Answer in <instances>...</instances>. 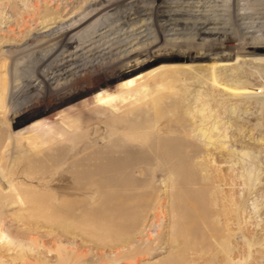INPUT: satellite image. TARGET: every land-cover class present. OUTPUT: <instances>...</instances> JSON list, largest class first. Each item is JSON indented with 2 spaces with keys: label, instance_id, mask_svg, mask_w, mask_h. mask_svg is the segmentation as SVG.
<instances>
[{
  "label": "rangeland",
  "instance_id": "rangeland-1",
  "mask_svg": "<svg viewBox=\"0 0 264 264\" xmlns=\"http://www.w3.org/2000/svg\"><path fill=\"white\" fill-rule=\"evenodd\" d=\"M11 1L0 0V264H264V63L220 54L222 40L149 38L193 31L195 16L118 27L102 18L113 0ZM205 54L218 62L183 63Z\"/></svg>",
  "mask_w": 264,
  "mask_h": 264
},
{
  "label": "bare ground",
  "instance_id": "bare-ground-1",
  "mask_svg": "<svg viewBox=\"0 0 264 264\" xmlns=\"http://www.w3.org/2000/svg\"><path fill=\"white\" fill-rule=\"evenodd\" d=\"M99 1H94L92 3V5L98 4ZM148 1L149 0H113L109 4V7L107 9L102 11V13H103L102 18H108V17L118 18L117 19L118 21H115V22H119V25H117L119 27V26H122L121 22L126 24V23H129V22H131L137 18H140V17L154 16V15H149V12H156L158 15H155V16H157V17H168V18H172L175 16H182V15L183 16H195V17L200 18V23H199V26H195V29L193 31L188 30V29H179V28H175V27L163 26L160 28H154L152 32H156V33H160V34L151 35L149 38L150 39L154 38L155 40H163V42H165V43H163V45L169 46L170 48H175V49H182V48H178V45H176L175 43H172L173 40L177 41V40H180V38H182V40L187 39L186 37L198 38L200 40H204V39L205 40L206 39H208V40H222L223 45L229 44L228 46L231 45L232 47H222V46L219 47L217 45L219 48H216L217 46H215V45L211 46V44H212L211 42L210 43L202 42L201 44L204 45V47L221 49L222 52L220 54L225 55L226 53H232L233 55H230L232 58H234L236 56H245L249 60H255V61H259L261 63H264V51L262 50V48H260L262 46V45L260 46V44H264V41L258 42V39H257V36L260 39V36H259L260 33L258 31L260 29H264V26H263V23H256V24L252 23L254 19H260V18L264 19V0H230L231 2L229 3V5H227L228 10L215 9L216 7L222 6L221 3H223V0H220V1H216V0H176V2H173V0H154V3H152L153 4L152 7L148 6L150 3ZM139 3H142V5H140ZM13 4H14V2H12V1L7 3V7L9 8L8 10L13 11V9H14ZM89 5H91V4H89ZM239 7H241V8L238 9ZM27 9H29V8H27ZM31 10H34V8ZM239 10H241V11L239 12ZM13 12H15V11H13ZM29 12H31V11H29ZM29 12H27V13H29ZM28 15L30 16V18L33 17L31 14H28ZM49 15H50V13H49ZM212 17H219V18L212 19ZM122 18L126 19V22H123ZM24 19L22 21V25L27 24V22L31 21V20L28 21V20H24ZM33 20H34V17H33ZM53 20H55V19L52 18L49 21L51 22ZM177 21L179 22V20H177ZM20 24H21V22H20ZM54 24H56L55 21H54ZM85 24L86 23H84L83 25H85ZM83 25H81V26H83ZM118 27H116L114 29H117ZM101 30H103L102 24L99 26L98 30L94 31L93 33L88 34V35L82 37L81 39H77L75 41H72L70 44L63 46L57 50L62 51L65 48H68V47L74 45L76 42H78V40H84L85 38L89 37L92 34H95V35L98 34V32H100ZM50 31L51 30H49L48 32H50ZM12 32H13V30H12ZM194 32H196V33H194ZM53 33L51 32L49 34V36H51V35L53 36ZM67 33H69V31L65 30V31L61 32V34L59 36L56 35V37H54L53 39L58 40V38H60L61 36L67 35ZM183 37H185V38H183ZM255 39H257V41H255ZM30 40L31 39H26V41H24L22 43V45H27V43ZM164 40H168V41H164ZM167 43H172V45H167ZM242 44H244V45H242ZM41 46L42 45L39 44L36 47L39 48ZM185 48H187V47H185ZM53 52H55V51H53ZM53 52L44 55L43 58L51 55ZM18 54H20L19 51L14 53V55H12V56H16ZM33 54H34V52H33ZM226 55H228V54H226ZM180 56H176V57H180ZM195 56L192 55V57H195ZM198 56L199 55H197V58H199ZM201 56H202V57H200L201 59L196 60V59H192V57H190V56L185 55L184 57L186 59H184L183 63H185V62L196 63L199 61L204 62L205 60H208V62H210L211 64H216L219 60V59H217V56H215V54L214 55L205 54V55H201ZM181 57H183V56H181ZM231 57L228 56V57H223L221 59H223V61H227V60H230ZM77 60L72 61V62H76ZM139 60H141V59L136 58L135 60H133V62L134 63L139 62ZM176 60H179V59H176ZM56 67H59V65L51 68L46 73L48 74L49 72L54 70ZM45 78H47V77H45ZM219 84H220V82H219ZM222 84H224V83H222ZM235 84H237V83H235ZM225 86H226L225 89L223 88L224 91L225 90L227 91V88L230 91L231 88L227 87V85H225ZM229 86H231V85H229ZM231 90H233V89H231ZM201 133H203V131ZM208 134L205 131L202 135L207 140V143L210 144L211 143V137ZM62 230H63V228H62ZM1 235L2 234L0 233V237H1ZM15 249H16V247H13V251ZM225 250H226V248H225ZM18 252L19 251H17V253ZM227 252H228V250H227ZM17 257L18 256L13 253V261L16 260Z\"/></svg>",
  "mask_w": 264,
  "mask_h": 264
}]
</instances>
